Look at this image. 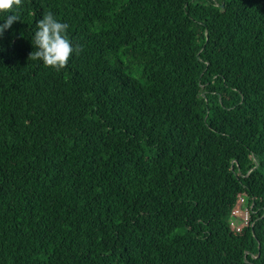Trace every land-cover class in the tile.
I'll return each mask as SVG.
<instances>
[{
  "label": "trees",
  "instance_id": "16d2710c",
  "mask_svg": "<svg viewBox=\"0 0 264 264\" xmlns=\"http://www.w3.org/2000/svg\"><path fill=\"white\" fill-rule=\"evenodd\" d=\"M13 10L0 37V264H264V0ZM48 11L76 48L60 69L29 58ZM242 194L254 226L234 234Z\"/></svg>",
  "mask_w": 264,
  "mask_h": 264
},
{
  "label": "clouds",
  "instance_id": "9594fccd",
  "mask_svg": "<svg viewBox=\"0 0 264 264\" xmlns=\"http://www.w3.org/2000/svg\"><path fill=\"white\" fill-rule=\"evenodd\" d=\"M20 0H0V37L8 31L12 25L20 21L15 13L14 6H18ZM69 25L62 22L52 11L45 13L36 21V30L33 41L35 50L30 54L31 59L42 61L45 66L54 69L64 68L70 57L76 51L68 36Z\"/></svg>",
  "mask_w": 264,
  "mask_h": 264
},
{
  "label": "built area",
  "instance_id": "2783aa9c",
  "mask_svg": "<svg viewBox=\"0 0 264 264\" xmlns=\"http://www.w3.org/2000/svg\"><path fill=\"white\" fill-rule=\"evenodd\" d=\"M254 199L242 194L236 204L229 210V227L234 234H241L248 227H253Z\"/></svg>",
  "mask_w": 264,
  "mask_h": 264
}]
</instances>
